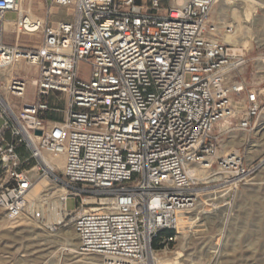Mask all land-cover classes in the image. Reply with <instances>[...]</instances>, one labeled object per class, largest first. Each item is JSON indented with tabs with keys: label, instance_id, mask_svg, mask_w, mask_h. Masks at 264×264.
Listing matches in <instances>:
<instances>
[{
	"label": "built area",
	"instance_id": "1",
	"mask_svg": "<svg viewBox=\"0 0 264 264\" xmlns=\"http://www.w3.org/2000/svg\"><path fill=\"white\" fill-rule=\"evenodd\" d=\"M50 1L71 20L30 21L20 0H0V67L35 73L30 102L15 101L27 91L20 70L0 88V211L50 228L40 195L54 190L77 252L99 254L104 264H144L149 253L174 247L179 215L196 208L208 182L196 167L235 185L253 174L239 150L222 153L220 143L231 131L255 129L264 88L246 86L238 73L247 54L221 39L233 25L213 9L231 0ZM8 21L12 44L1 37ZM21 34L39 42L24 47ZM50 155L64 157L59 173ZM40 178L50 184L31 196Z\"/></svg>",
	"mask_w": 264,
	"mask_h": 264
},
{
	"label": "rangeland",
	"instance_id": "2",
	"mask_svg": "<svg viewBox=\"0 0 264 264\" xmlns=\"http://www.w3.org/2000/svg\"><path fill=\"white\" fill-rule=\"evenodd\" d=\"M23 5L25 10L30 7L32 13L41 19L43 17L53 21L71 19L70 10L57 11V6L54 4L45 6L43 10H40L37 0L31 4L30 0H24ZM40 11L42 13L39 15ZM255 13L257 20L252 31L263 38L264 9L257 8ZM213 15L233 25L230 14L218 15L213 12ZM15 18V12L5 14L6 20H15ZM233 30H235L234 27ZM1 37L6 43L16 42L15 28L12 31H3ZM36 42H39L37 36L23 34L18 40L19 44L26 45H35ZM240 52L247 54L249 62L239 71L238 76L245 81L248 88L256 86L264 88V44L258 45L256 42H251V45L242 48ZM16 70L26 75L27 91L22 99H15V101L17 103L30 102L34 99V87L28 79L33 78L35 73L31 69L23 71L15 68L13 71ZM80 76L81 78L88 76L86 65L80 66ZM2 87L3 81L0 80V88ZM50 102L57 103L61 108L64 103L63 101L58 102L53 97ZM61 114L60 111L51 112L50 117L58 119ZM258 129L257 124L250 133L231 131L228 138L220 143L221 151H224L223 145L232 139L233 135L236 140L242 134L246 136V141L236 143L228 149L230 151L239 150L243 161L253 166V174L248 181L242 185H235L233 180L225 178L224 175L214 170L215 175L208 178L207 184L204 185L206 187L200 190L196 208L185 214L190 221L186 227L180 228L174 247L166 253L160 252L158 257L173 258L177 251H181L179 264H264V130L259 131ZM223 151L222 153H225ZM55 172L60 171L56 169ZM45 179L40 178L36 183L38 190H44L42 182ZM47 182L49 183L48 180ZM75 206L76 200L72 197L68 198L66 208L71 210ZM48 219L49 216L46 215L44 221L50 225ZM8 220L0 211V264H69L72 262L69 260L70 254H67V251L56 254L55 250L60 247L56 240L49 243L51 239L61 237L62 232L74 231L69 218L50 228L41 227L37 230L32 226L38 225L25 223L15 228H5L17 224ZM38 232H41V235L37 234ZM48 235L52 236L47 240L45 236ZM38 238H43L40 241L45 240V243L39 244ZM144 264H151L149 254Z\"/></svg>",
	"mask_w": 264,
	"mask_h": 264
},
{
	"label": "bare ground",
	"instance_id": "3",
	"mask_svg": "<svg viewBox=\"0 0 264 264\" xmlns=\"http://www.w3.org/2000/svg\"><path fill=\"white\" fill-rule=\"evenodd\" d=\"M23 3H24V0H20V3L18 4V8L21 10V12L23 11L27 12V15L30 21L34 20L36 16L32 13L31 8L29 7L27 10H25ZM257 8H261L262 10L264 9V0H231V1L219 2L218 5L213 9V12L218 13V15L230 14L231 19H233L232 21L233 27L235 28V30H233L231 33L224 34L221 37L222 41L227 44H231L233 49L240 50V51L242 50V48L244 47L247 48V46L251 45V42H256L258 45L264 44V37L260 38L259 37L260 35L259 36L255 35L253 33L254 31H252L256 25L255 21L257 20V17H255L256 16L255 12ZM14 24L15 23L13 21H8L5 23L4 29L11 30V31L14 30L15 28ZM15 67L21 68L22 66L18 65ZM15 67L14 66L3 67V68L0 67V80L6 83V81H8ZM22 68L26 69L25 67H22ZM28 82L33 85L34 79H28ZM259 120L260 121H258V128H259L258 130L259 131L264 130V115H262ZM246 139L247 138L244 134H242L238 140H236V137L233 135L232 139L228 140V142L225 145H223L224 151L223 150L222 151L225 153L229 152L230 150L228 148L232 147L236 143H242L246 141ZM46 161H47V164L52 169H56V168L60 169L64 165V157L62 155H57V156L50 155L46 157ZM195 173L203 179L211 178L215 175V173H213V170H205V169H200L198 167L195 168ZM42 184L44 185V189H45V187L50 183H48L47 180L45 179L42 182ZM37 185L38 184H35V186L31 190V193H30L31 196H36L38 194H41V190H38V188H36ZM54 193L55 191L51 190L49 191V193H45V195H47L46 197L43 196L44 194L40 195L41 197L40 199L42 200V202L45 203V206L43 208V218L46 215L49 216L48 222L50 224L49 225L50 227H52L54 224L62 223L65 218V214L61 211V203L57 198H55ZM85 201L91 202L92 200L85 199ZM179 218L183 224L182 228L186 227L190 219L185 214L179 215ZM20 225L21 224L17 223L16 225L7 226L5 228H15ZM32 227L35 228L36 230L37 228L41 229V227L39 226L33 225ZM183 231L185 233V230ZM37 234L41 235V232H38ZM51 236L52 235H48V236H45V238L46 239L51 238ZM42 239L43 238H38V241ZM55 240L56 242H58V245H60V247H58L57 249L54 247L56 249L55 250L56 254L62 251H67V254H70L69 260H72V262L69 264H104L103 257L99 254H96V253L82 254V253L77 252V249H76L77 248V242H76L77 237L74 231L67 230L65 232H62L61 237H58V239H55V238L51 239L49 243L55 242ZM44 241L45 240L40 241V243L39 242L38 243L43 244L45 243ZM149 255H150L151 264H179V260H180V257L182 256V252L177 251L176 254L174 255L175 257L172 256L173 258L158 257L151 253H149Z\"/></svg>",
	"mask_w": 264,
	"mask_h": 264
},
{
	"label": "crops",
	"instance_id": "4",
	"mask_svg": "<svg viewBox=\"0 0 264 264\" xmlns=\"http://www.w3.org/2000/svg\"><path fill=\"white\" fill-rule=\"evenodd\" d=\"M36 0H30V4L32 2H35ZM37 4L40 8V10H43L45 8V6H48L49 4H52L50 0H37ZM57 11H64L66 9L64 8H59L57 7ZM67 11V10H66ZM42 13V11L39 12V15ZM69 13V12H68ZM45 22H47L48 24H51V25H55L57 24L58 22L62 21V20H58V21H53V20H50V19H46L45 17L42 18ZM63 20H71L69 18H66V19H63ZM38 42L35 43V45H37ZM9 44H12V43H9ZM24 47H32V46H35V45H26V44H20ZM30 79H33V78H30Z\"/></svg>",
	"mask_w": 264,
	"mask_h": 264
},
{
	"label": "trees",
	"instance_id": "5",
	"mask_svg": "<svg viewBox=\"0 0 264 264\" xmlns=\"http://www.w3.org/2000/svg\"><path fill=\"white\" fill-rule=\"evenodd\" d=\"M43 117H47V114H45V113H43V114H41Z\"/></svg>",
	"mask_w": 264,
	"mask_h": 264
},
{
	"label": "water",
	"instance_id": "6",
	"mask_svg": "<svg viewBox=\"0 0 264 264\" xmlns=\"http://www.w3.org/2000/svg\"><path fill=\"white\" fill-rule=\"evenodd\" d=\"M37 133H39V131H37Z\"/></svg>",
	"mask_w": 264,
	"mask_h": 264
}]
</instances>
